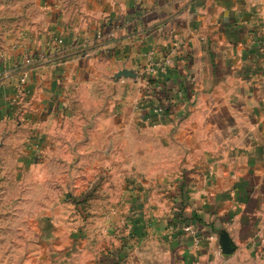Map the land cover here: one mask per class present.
I'll return each mask as SVG.
<instances>
[{"label": "crops", "instance_id": "1", "mask_svg": "<svg viewBox=\"0 0 264 264\" xmlns=\"http://www.w3.org/2000/svg\"><path fill=\"white\" fill-rule=\"evenodd\" d=\"M93 2L107 23L100 42L77 36L87 28L79 16L52 28L61 44L42 52L47 59L30 70L25 88L22 73L3 64L8 129L50 132L92 108L86 101L100 119L108 100L118 105L111 117L147 120L139 74L166 60L170 114L158 126L115 127L133 134L130 149L116 154L143 165L145 175H127L121 200L102 206L110 232L99 230L94 248L85 237L79 251L53 237L33 264H226L218 230L234 245L247 242L264 216V0Z\"/></svg>", "mask_w": 264, "mask_h": 264}, {"label": "rangeland", "instance_id": "2", "mask_svg": "<svg viewBox=\"0 0 264 264\" xmlns=\"http://www.w3.org/2000/svg\"><path fill=\"white\" fill-rule=\"evenodd\" d=\"M94 8L93 0H87L85 6L77 0H0L1 73L3 64L12 65L13 71L22 73L20 82L25 88L30 70L47 59L42 52L52 43L61 44L62 38H56L52 28H62L66 21L79 16L87 28L77 36L82 40L92 38L93 45L100 42L102 26L107 23L99 20ZM158 64L149 63L139 74L142 83L149 79L142 88L150 114L147 120L138 114L124 119L111 117L110 111L118 105L108 100L103 102L108 115L100 119L96 116L99 109L95 113L93 102L86 101L85 105L92 108L67 122H57L50 132L42 126L36 127L35 133H12L6 115L9 101L6 104L0 93V264H33L53 237L59 241L68 238L79 251L82 245L78 244L88 239L94 248L99 230L110 232V228H102V222L110 220L102 213V206L115 204L119 195L121 200V192L131 185L127 175L144 174L143 165H131L125 156L116 154L117 147L123 154L130 149L126 137L133 134L117 133L115 127L145 123L158 126L169 118L170 102L162 80L166 72H159L160 68L157 71ZM19 92L21 96L25 94L22 88ZM159 108L160 115L156 114ZM137 135L139 139L148 136L141 132ZM63 142H69V147H63ZM135 183L142 188L148 185L144 180ZM111 191L113 197L109 195ZM261 217L262 223L250 232V237L255 236L235 244L232 254H224L226 264H264V216ZM222 231L229 234L225 228ZM221 232L218 230V242Z\"/></svg>", "mask_w": 264, "mask_h": 264}, {"label": "water", "instance_id": "3", "mask_svg": "<svg viewBox=\"0 0 264 264\" xmlns=\"http://www.w3.org/2000/svg\"><path fill=\"white\" fill-rule=\"evenodd\" d=\"M219 244L221 252L225 255H230L236 250L226 231H222L219 234Z\"/></svg>", "mask_w": 264, "mask_h": 264}, {"label": "built area", "instance_id": "4", "mask_svg": "<svg viewBox=\"0 0 264 264\" xmlns=\"http://www.w3.org/2000/svg\"><path fill=\"white\" fill-rule=\"evenodd\" d=\"M168 65H170V60H166V62H165L164 64H159V65L155 66V68H156L157 71H159L158 68H160V71H159V72L162 73L163 71H166V68H167ZM155 68H154V69H155ZM148 72H149V70H148ZM144 75L148 76V73H146V74H144ZM148 80H149V79L144 80V83H147ZM160 111H161V113H162V108H159L158 111H156V114H159V115H160ZM186 229H187V228H186ZM189 229H190V228H189Z\"/></svg>", "mask_w": 264, "mask_h": 264}, {"label": "trees", "instance_id": "5", "mask_svg": "<svg viewBox=\"0 0 264 264\" xmlns=\"http://www.w3.org/2000/svg\"><path fill=\"white\" fill-rule=\"evenodd\" d=\"M168 107H169V105H168ZM168 107H167V108H168ZM168 110H169V109H168ZM184 222H185V221H183V223H184Z\"/></svg>", "mask_w": 264, "mask_h": 264}]
</instances>
